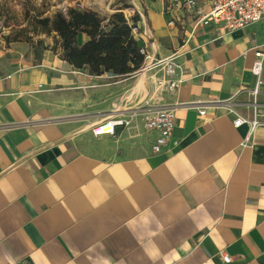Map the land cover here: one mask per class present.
I'll return each instance as SVG.
<instances>
[{"label": "crops", "instance_id": "1", "mask_svg": "<svg viewBox=\"0 0 264 264\" xmlns=\"http://www.w3.org/2000/svg\"><path fill=\"white\" fill-rule=\"evenodd\" d=\"M86 3L110 15L124 1ZM133 5L140 45L156 61L176 54L175 90L158 88L162 66L94 76L49 51L0 49V264H264V125L233 126L252 117L264 20L209 23L185 43L191 14L170 0ZM159 110L175 127L154 154L142 115ZM111 119L128 125L92 133Z\"/></svg>", "mask_w": 264, "mask_h": 264}, {"label": "trees", "instance_id": "2", "mask_svg": "<svg viewBox=\"0 0 264 264\" xmlns=\"http://www.w3.org/2000/svg\"><path fill=\"white\" fill-rule=\"evenodd\" d=\"M128 8L123 5L110 15H102L94 10L71 7L65 13L57 11L52 17H33L29 26L35 36L52 37V45L44 46L42 50L58 55L74 70L94 76L110 73L124 78L136 74L144 62L140 54L143 47L132 33L138 15L134 12L126 18L122 10ZM78 34L87 38L82 45L76 42ZM9 36L4 37L8 44L12 42ZM42 45V41H37L35 49L39 50Z\"/></svg>", "mask_w": 264, "mask_h": 264}, {"label": "built area", "instance_id": "3", "mask_svg": "<svg viewBox=\"0 0 264 264\" xmlns=\"http://www.w3.org/2000/svg\"><path fill=\"white\" fill-rule=\"evenodd\" d=\"M171 6L174 10H184L192 15L191 30L185 43L188 42L197 28L206 26L209 23L220 26L227 32H233L264 20V0H212L208 11L198 6L197 0H171ZM65 12L66 10L64 9L63 13ZM133 13L134 10L132 9L131 13L127 14L128 16L125 14V17L129 18ZM167 25H173V21H170ZM132 33L134 35L139 33L138 24L132 29ZM250 51L254 59L250 69L251 75L254 78V84L250 91L252 117L247 119L237 116L233 120V126L238 128L241 125H247L249 133H252L255 129L264 125V122L261 121V118L264 117V112H262L264 111V105L258 102V97L261 94L262 87H264V79H262L264 44L255 46ZM140 54L146 63L144 64L143 62L138 72H146L158 66H162L164 69V77L161 80H157L158 88L165 86L172 91L182 83L183 70L181 65L176 62V54L157 61L149 55L144 47L140 50ZM246 54L244 53V56ZM198 114L204 115V112L200 111ZM142 122L147 131L155 133L154 141L151 145L152 153H160L170 139L175 127L174 112L172 110L147 112L142 115ZM126 125H128V122L120 119H111L98 125L92 133L95 136L103 135L102 127L108 126L110 127L111 134L115 127ZM221 260L223 263L230 262V258L226 255H222Z\"/></svg>", "mask_w": 264, "mask_h": 264}, {"label": "rangeland", "instance_id": "4", "mask_svg": "<svg viewBox=\"0 0 264 264\" xmlns=\"http://www.w3.org/2000/svg\"><path fill=\"white\" fill-rule=\"evenodd\" d=\"M86 1L90 0H0V49L14 48L26 58L36 48V42L42 41L43 45L39 50L44 52L42 50L44 46L52 45V37L35 36L29 26V21L33 17H52L57 11L63 12L64 9L67 10L71 7L79 10L90 9L100 13ZM123 1V5L130 7L124 10V14L127 15L131 13L132 9L134 10L133 3L136 0ZM4 25H8V27H4ZM262 27H264V22L258 26L259 29ZM7 35H10L9 40L12 41L9 44L4 40Z\"/></svg>", "mask_w": 264, "mask_h": 264}, {"label": "bare ground", "instance_id": "5", "mask_svg": "<svg viewBox=\"0 0 264 264\" xmlns=\"http://www.w3.org/2000/svg\"><path fill=\"white\" fill-rule=\"evenodd\" d=\"M110 127H108V126H103L102 127V133L103 134H107V133H110Z\"/></svg>", "mask_w": 264, "mask_h": 264}]
</instances>
